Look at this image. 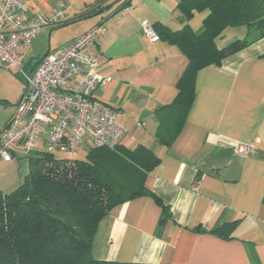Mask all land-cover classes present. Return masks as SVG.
Listing matches in <instances>:
<instances>
[{"label": "crops", "instance_id": "0c3cea01", "mask_svg": "<svg viewBox=\"0 0 264 264\" xmlns=\"http://www.w3.org/2000/svg\"><path fill=\"white\" fill-rule=\"evenodd\" d=\"M180 1L127 0V6L120 7L125 0H28L33 17L64 6L62 21L70 23L46 26L32 42L48 38L50 52H59L97 25L105 26L106 35L89 51L99 60L100 74L111 80L94 97L119 112L118 120L127 130L123 148L143 146L158 158L148 171L146 187L169 208L170 217L161 222L162 206L150 196L115 207L100 223L93 256L141 264H264V37L220 65L197 72L185 120L167 144L158 138L162 121L156 111L177 98L189 59L175 44L150 42L142 21L172 31L189 24L201 31L210 10L196 11L186 20ZM99 4L103 12L77 19ZM248 33L246 26L228 27L216 38L217 46L223 48ZM31 49L26 66L38 60L29 57ZM22 95L21 86L9 100H0V133ZM173 131L166 129L167 139ZM240 142L251 144L254 152L238 154ZM20 153L18 148L11 161L1 160L3 166ZM0 186L8 193L1 172ZM231 222H236L231 239L214 232Z\"/></svg>", "mask_w": 264, "mask_h": 264}, {"label": "trees", "instance_id": "16d2710c", "mask_svg": "<svg viewBox=\"0 0 264 264\" xmlns=\"http://www.w3.org/2000/svg\"><path fill=\"white\" fill-rule=\"evenodd\" d=\"M127 4L125 0L120 7ZM179 9L186 20L196 11L209 9L210 13L199 32L189 24L177 31L153 25L160 40L177 45L189 59L177 98L156 111L162 121L158 138L167 144L185 120L197 72L211 64L220 65L227 56L264 37V0H181ZM240 26L248 28V37L223 48L217 46L216 38L226 28ZM37 61L30 62L29 69ZM169 111L171 124L166 120ZM166 129H176L170 139ZM157 161L143 146L135 150L121 145L115 150L94 146L84 160L59 158L45 151L32 155L29 172L14 191L5 193L0 186V264H141L96 259L93 247L100 223L115 207L135 198L153 197L162 206L161 222L170 217L169 208L146 187L148 171ZM235 226L236 222L227 223L214 232L231 239Z\"/></svg>", "mask_w": 264, "mask_h": 264}, {"label": "built area", "instance_id": "2783aa9c", "mask_svg": "<svg viewBox=\"0 0 264 264\" xmlns=\"http://www.w3.org/2000/svg\"><path fill=\"white\" fill-rule=\"evenodd\" d=\"M65 18L59 4L49 14L30 15L28 0H0V67L17 69L25 89L7 127L0 133V161L9 162L18 148L29 158L39 151L74 158L87 141L94 147L115 150L127 130L119 112L94 97L111 78L99 72V60L89 47L106 35L103 24L73 39L59 52H49L32 69L23 68L33 40L46 26ZM143 35L159 42L153 25L142 21ZM249 156L254 147L236 145Z\"/></svg>", "mask_w": 264, "mask_h": 264}, {"label": "rangeland", "instance_id": "374dc122", "mask_svg": "<svg viewBox=\"0 0 264 264\" xmlns=\"http://www.w3.org/2000/svg\"><path fill=\"white\" fill-rule=\"evenodd\" d=\"M50 41L48 38H39L36 43L32 44V49L29 57L40 58L45 55L49 50ZM23 68L29 70L28 65L23 63ZM22 86V93L25 89V80L23 76L16 70H7L0 67V100H9V97H13L20 91ZM3 116L0 111V122ZM92 146V145H91ZM88 144L83 145L79 149L78 154L73 159L84 160L87 152L91 149ZM59 158H68L65 154H57ZM0 172L2 173V184L6 192L11 193L14 191L25 179V176L29 172L28 157L22 150L19 156H15V159L11 165L7 167L3 166V162L0 161ZM13 187V188H10Z\"/></svg>", "mask_w": 264, "mask_h": 264}, {"label": "water", "instance_id": "95a60500", "mask_svg": "<svg viewBox=\"0 0 264 264\" xmlns=\"http://www.w3.org/2000/svg\"><path fill=\"white\" fill-rule=\"evenodd\" d=\"M101 5H102V4L97 5L96 7H94L93 9H91L89 12L99 9V7H100ZM103 10H104V9H99V10L97 11V13L103 12ZM89 12H88V13H89ZM49 52H50V49L48 50V52H47L45 55H43L42 57H40V59L44 58Z\"/></svg>", "mask_w": 264, "mask_h": 264}]
</instances>
